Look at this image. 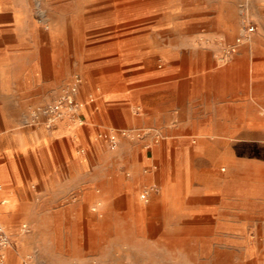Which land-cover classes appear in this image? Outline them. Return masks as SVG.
<instances>
[{"label":"crops","instance_id":"1","mask_svg":"<svg viewBox=\"0 0 264 264\" xmlns=\"http://www.w3.org/2000/svg\"><path fill=\"white\" fill-rule=\"evenodd\" d=\"M251 3L264 16V0ZM3 9H9L0 10L4 14L14 11L11 6ZM262 20L258 25L264 28ZM0 34L7 35H0V55L7 61L0 64V220L10 234L9 244L0 249V264H21L28 249L32 238L20 231V223L30 219L27 205H55L61 220L74 221L77 214L69 206L96 199L97 186H133L140 176L137 169L144 163L139 145L123 142L111 148L105 135L106 148L95 142L96 132L108 127H149L167 140L187 144L195 138L197 143L190 150L198 151L206 141L233 137L230 133L216 135L202 125L224 123L225 116L219 110L238 109L245 94L253 92L257 83L264 86L260 37L255 36L249 44H239L231 62L225 65L215 60L216 46L164 45L147 51V55L162 59V67L140 63L138 69L119 74L86 70L76 93L84 103L82 122L59 120L51 129L38 123L20 128L21 120L31 117L29 109L40 106L57 84L44 81L41 55L33 39L22 37L15 15H9L8 22H0ZM24 55L28 56L23 61L28 62L29 69L21 84L13 69ZM221 80L226 84L219 85ZM95 84L102 86L98 95ZM214 155L206 163L198 186L200 193L209 197L168 198L166 204L175 228L189 242L188 228L197 223V244L209 246L207 251L214 259L213 254L232 250L237 254L233 264H260L264 259V181L260 183L264 168L244 171L225 157L223 150ZM222 157L228 165L225 175L213 168ZM125 168L132 171V177L123 178ZM174 179L170 187L177 184L176 171ZM205 227L210 230L206 234L202 232Z\"/></svg>","mask_w":264,"mask_h":264},{"label":"rangeland","instance_id":"2","mask_svg":"<svg viewBox=\"0 0 264 264\" xmlns=\"http://www.w3.org/2000/svg\"><path fill=\"white\" fill-rule=\"evenodd\" d=\"M9 6L14 11L0 12V22H8L9 15H15L22 37L33 39L41 55L44 81L57 84L39 105L52 99L75 75L85 80V71L92 68L99 73L119 74L138 69L140 63L162 67V59L147 55V51L164 45L216 46L215 60L225 65L238 48L226 55L225 45L232 43L245 25H253L254 30L241 44H249L257 36L262 40L261 49L264 48V28L258 25L264 16L255 10L251 0H0V10H9L3 9ZM27 58L22 56L13 69L21 84L29 69L28 62H24ZM5 62L0 55V64ZM238 71L242 81V69ZM225 81L218 84L225 85ZM263 88L257 83L253 92L244 95L238 109L219 110L225 116L224 123L202 125L216 135L230 133L233 137L206 141L198 151L190 150L197 143L195 138L187 144L167 140L149 127H108L96 132L95 142L106 148L105 137L118 129L125 132L120 135L118 146L123 142L138 144L144 158L137 169L140 176L129 188L121 184L118 188L97 186L96 199L69 206L77 214L74 221L61 220L55 205H27L30 219L20 223V231L32 240L21 264H233L236 252L224 250L213 254L214 259L207 251L209 246L197 244V223L189 226L191 236L185 242L166 203L169 197H209L200 193L198 186L206 163L218 150H223L225 157L244 171L264 168ZM94 89L98 95L102 86L95 84ZM80 96L86 101L83 91ZM35 108L29 109L30 115ZM36 124L28 117L18 126L30 128ZM82 150L86 151L85 147ZM213 168L225 175L228 165L222 157ZM175 171L177 184L170 187ZM132 175L129 168L123 170V178ZM144 189L148 190L147 200L140 196ZM2 226L6 231L3 220ZM209 231L207 227L202 230L204 234ZM6 233L10 240L9 232ZM260 264H264V259Z\"/></svg>","mask_w":264,"mask_h":264},{"label":"built area","instance_id":"3","mask_svg":"<svg viewBox=\"0 0 264 264\" xmlns=\"http://www.w3.org/2000/svg\"><path fill=\"white\" fill-rule=\"evenodd\" d=\"M254 30L253 25H245L241 33L235 37L232 43L225 45L224 53L226 55L231 54L235 47L242 43L243 38L250 34ZM81 78L75 75L73 81L61 88V90L48 102L35 108L31 114V121L41 124L47 129H51L59 120H65L69 124H75L82 122L81 111L84 103L76 98L78 86ZM123 130H112L108 134V145L114 148L120 139V135H124ZM143 199L148 198V190L144 189L141 192ZM9 237L5 229L2 226L0 220V249H3L8 245ZM26 264V263H24Z\"/></svg>","mask_w":264,"mask_h":264},{"label":"bare ground","instance_id":"4","mask_svg":"<svg viewBox=\"0 0 264 264\" xmlns=\"http://www.w3.org/2000/svg\"><path fill=\"white\" fill-rule=\"evenodd\" d=\"M79 88V87H78ZM26 264H28V263H26Z\"/></svg>","mask_w":264,"mask_h":264}]
</instances>
